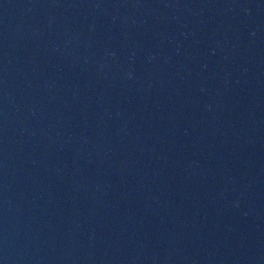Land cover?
Instances as JSON below:
<instances>
[{
  "label": "water",
  "instance_id": "1",
  "mask_svg": "<svg viewBox=\"0 0 264 264\" xmlns=\"http://www.w3.org/2000/svg\"><path fill=\"white\" fill-rule=\"evenodd\" d=\"M0 264H264V0H0Z\"/></svg>",
  "mask_w": 264,
  "mask_h": 264
}]
</instances>
